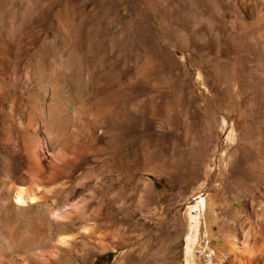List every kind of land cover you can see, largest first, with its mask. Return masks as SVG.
I'll list each match as a JSON object with an SVG mask.
<instances>
[{
    "label": "rangeland",
    "instance_id": "rangeland-1",
    "mask_svg": "<svg viewBox=\"0 0 264 264\" xmlns=\"http://www.w3.org/2000/svg\"><path fill=\"white\" fill-rule=\"evenodd\" d=\"M11 1L0 0V22ZM152 1L158 10L146 0H52L61 21L35 25L33 51L45 40L68 45L60 69L69 80L50 84L69 125L45 142L51 166L67 173L50 200L68 264H113L120 254L149 263L170 248L177 256L158 263L229 264L228 217L253 212L235 186L253 183L251 164L240 176L236 167L250 153L243 126L264 106V0ZM237 59L235 75L228 62ZM38 70L25 83L40 97L49 80ZM28 107L24 97V118ZM36 122L32 130L44 131Z\"/></svg>",
    "mask_w": 264,
    "mask_h": 264
},
{
    "label": "bare ground",
    "instance_id": "bare-ground-1",
    "mask_svg": "<svg viewBox=\"0 0 264 264\" xmlns=\"http://www.w3.org/2000/svg\"><path fill=\"white\" fill-rule=\"evenodd\" d=\"M51 1L13 0L10 10H7V16L5 15L8 18L0 22V123H2L0 125V165H2L0 168V264H68L66 261L69 254L67 250L69 240L55 238L56 225L53 218L55 201L50 200L53 182L58 178L63 179L67 173L57 171L51 166L54 155L45 143L53 139L54 132L62 129V125L67 121L63 106L58 103L55 89L50 83L59 82L64 86L69 80V72L60 69L65 64L68 45L66 41L60 44L59 41L45 40L38 50H32L35 45V25L41 20L61 21L60 14L54 12ZM146 2L152 9H157L155 1L146 0ZM121 21L119 19L118 23ZM25 56H28L27 60L24 59ZM228 63L237 75L240 70L238 59ZM40 67H43V76L48 78L49 84L45 86V94L39 97L35 90L27 89L25 82L28 69L33 70L36 79ZM261 76L264 79V72ZM256 84L260 86L262 82ZM24 97L29 102L26 118L23 117L25 112L22 109ZM262 100L264 104V97ZM7 102L13 104V108L9 109L10 112L3 110ZM56 108L59 110L55 111L59 112L58 116H54ZM12 113H19V116L16 118ZM35 122L36 124L40 122L45 130L41 132L39 129V131L32 130ZM67 126L63 128L66 130ZM18 128L22 130L15 134ZM61 131L63 132V129ZM243 132L245 145L242 146L244 145L250 153L238 160L236 176L241 175L243 165L251 164L253 183L247 184L239 178L236 186L235 182L233 185L244 199L243 212L246 213L247 201L252 206L253 212L245 214L244 217L229 215L226 230L230 238L226 241V247L231 253L229 264H264V245H260L264 239V227L259 221L264 199V106L251 123L243 126ZM20 145L24 150L19 148ZM244 226H249L250 229L257 228L261 236L251 240L249 229L242 238H239L237 232ZM56 246L62 249L56 251ZM170 249L171 257L177 256L178 248ZM159 250L160 258H167L168 252L164 254L165 250L164 252ZM154 253L150 256L152 259L148 258L149 263L142 264H168L166 261L158 263L159 256ZM211 254L219 260L222 257L220 251H211ZM125 259V255L120 254L113 264H125Z\"/></svg>",
    "mask_w": 264,
    "mask_h": 264
}]
</instances>
